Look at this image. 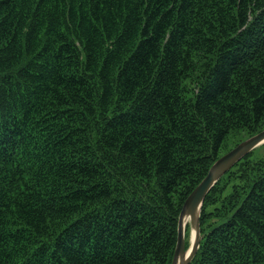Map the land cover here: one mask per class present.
Returning a JSON list of instances; mask_svg holds the SVG:
<instances>
[{
  "label": "trees",
  "instance_id": "16d2710c",
  "mask_svg": "<svg viewBox=\"0 0 264 264\" xmlns=\"http://www.w3.org/2000/svg\"><path fill=\"white\" fill-rule=\"evenodd\" d=\"M263 129L264 0H0V264H171ZM199 223L190 264H264V145Z\"/></svg>",
  "mask_w": 264,
  "mask_h": 264
},
{
  "label": "water",
  "instance_id": "95a60500",
  "mask_svg": "<svg viewBox=\"0 0 264 264\" xmlns=\"http://www.w3.org/2000/svg\"><path fill=\"white\" fill-rule=\"evenodd\" d=\"M262 145H264V129L241 141L231 150L220 156L209 168L206 176L188 195L178 217L177 240L171 264L191 263L202 239L199 219L205 197L225 173L241 159ZM187 225H189L191 231V240L190 245L186 249L185 234Z\"/></svg>",
  "mask_w": 264,
  "mask_h": 264
},
{
  "label": "rangeland",
  "instance_id": "374dc122",
  "mask_svg": "<svg viewBox=\"0 0 264 264\" xmlns=\"http://www.w3.org/2000/svg\"><path fill=\"white\" fill-rule=\"evenodd\" d=\"M236 140H237V137H232L230 136L228 139H227V142H226V145H225V148H224V151H229L231 150L233 147H235V143H236ZM227 151V152H228ZM261 153V151H259ZM188 226V225H187ZM185 238H186V241L188 242V245H190V240H191V231H190V228H189V231L187 232V235H185Z\"/></svg>",
  "mask_w": 264,
  "mask_h": 264
}]
</instances>
